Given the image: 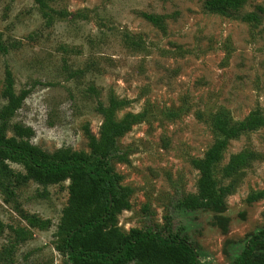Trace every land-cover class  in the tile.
I'll use <instances>...</instances> for the list:
<instances>
[{
    "label": "rangeland",
    "instance_id": "rangeland-1",
    "mask_svg": "<svg viewBox=\"0 0 264 264\" xmlns=\"http://www.w3.org/2000/svg\"><path fill=\"white\" fill-rule=\"evenodd\" d=\"M205 0H47L53 20L45 24L33 0H0V108L7 66L17 92L28 93L10 123L32 128L31 142L47 153L59 148L89 152L86 130L98 136L96 107L122 101L116 117L141 113L117 140L106 164L129 188V207L118 226L178 234L199 264H233L248 239L264 229V125L239 134L214 168L228 187L218 207L187 208L196 193L203 156L216 137L215 113L231 122L251 111L264 116V0H245L243 19ZM142 13L163 17L162 25ZM10 130L7 131V135ZM240 151L247 163L225 177L223 168ZM14 172L22 165L8 162ZM68 181L47 187L29 180L0 189V264H65L56 247V225L67 203ZM49 219L45 229L25 217ZM30 235L17 239L15 229Z\"/></svg>",
    "mask_w": 264,
    "mask_h": 264
},
{
    "label": "trees",
    "instance_id": "trees-1",
    "mask_svg": "<svg viewBox=\"0 0 264 264\" xmlns=\"http://www.w3.org/2000/svg\"><path fill=\"white\" fill-rule=\"evenodd\" d=\"M50 25L53 15L47 0H33ZM245 0H205L207 6H214L228 13L241 14L243 19L258 17L257 9L242 12ZM151 23L162 25L163 17L142 13ZM0 51L5 52L0 45ZM26 90L17 92L13 74L5 66L4 85L1 91L6 100L0 108V189L6 191L12 178L15 183L33 180L44 188L50 184L68 181V199L56 225V247L67 255L65 264H199L195 249L189 242L178 236L167 237L154 231L131 228L125 233L117 224L116 215L129 207V188H120L118 175L105 165L113 156L117 140L134 124L140 122L141 113H126L116 117L122 101L110 97L108 104L99 102L96 110L102 116L99 135L88 129L89 152L59 148L47 153L31 142L33 130L19 123H10L11 117L21 107L27 95ZM264 125V116L251 111L242 120L231 122L221 113L211 118L216 137L203 156L193 158L192 166L199 175L196 193L187 195L181 205L187 208L205 206L218 207L229 192L228 187L218 184L214 168L222 160L223 152L231 139L239 134L255 130ZM10 134L7 135V131ZM250 153L240 151L230 157L223 168L228 177L244 166ZM8 162L23 167L22 172H14ZM264 195V190L249 195L255 201ZM30 227L45 229L49 219L35 216L25 217ZM5 228L0 219V235ZM17 239H26L31 234L27 228L15 229ZM233 264H264V229L251 236L242 253Z\"/></svg>",
    "mask_w": 264,
    "mask_h": 264
}]
</instances>
